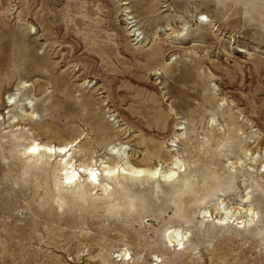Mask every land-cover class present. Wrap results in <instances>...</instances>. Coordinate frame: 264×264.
Returning <instances> with one entry per match:
<instances>
[{"label":"rangeland","instance_id":"rangeland-1","mask_svg":"<svg viewBox=\"0 0 264 264\" xmlns=\"http://www.w3.org/2000/svg\"><path fill=\"white\" fill-rule=\"evenodd\" d=\"M32 140L184 163L104 195ZM0 264H264V0H0Z\"/></svg>","mask_w":264,"mask_h":264},{"label":"bare ground","instance_id":"bare-ground-1","mask_svg":"<svg viewBox=\"0 0 264 264\" xmlns=\"http://www.w3.org/2000/svg\"><path fill=\"white\" fill-rule=\"evenodd\" d=\"M124 4L127 3L124 2ZM132 19L133 18H129V20ZM15 96L9 97V101L11 103H13V101L15 100L14 99ZM159 120H161V118ZM165 120L167 119L165 118ZM178 129L179 131H181L182 126L179 127ZM181 134H178L177 136L179 135L181 136ZM78 143H81L80 140H75V141L72 140V142H68L66 145H61V144L52 145L51 143H46V142L42 143L32 140L31 143L25 146L24 155L36 161H39V159L43 157H47L50 161H55L58 165L59 173L60 176L62 177V183L65 187H76L78 189H81L83 185L86 184L88 187L91 188L93 187V189H97V188L101 189L104 195L110 194L113 189L110 182L116 183V182H120L121 180H123L124 182L125 181L140 182V180L142 179L143 180L149 179V180H154V182L157 183L158 185L159 182L168 183L174 180L176 181L177 178H179V173L184 163L182 160L183 158L179 159L177 157H174L175 161L173 162L172 167H168V168H164L163 166L137 167L134 166L130 160L127 159L124 160L123 157L127 156L126 148L124 147L119 148L115 144L110 147V151L111 153L118 156V158L121 160L120 162L119 161L116 162L114 160L113 162L111 161L112 162L111 164H108L106 161L102 159L100 160L98 159L94 161V159L91 157L90 162L82 161L81 163H79L75 158L77 157L78 154H81L85 150L84 149L76 150ZM148 153L150 156H153L154 154L155 155L157 154V151L152 152L149 150ZM171 158H173V156ZM234 164L235 163L231 162L232 166ZM247 201L248 200H244L245 203ZM217 209H219L220 212L224 213V216L216 220L219 223V225L220 224L226 225V223H229V221H231L232 218L235 216V213L232 212V208L229 207L225 208L220 206ZM252 211L253 210L251 209L250 206L249 208L245 209V212L249 213L250 216L253 213L255 214V211L253 212ZM203 213L208 215V211L205 212L203 211ZM239 219H240L239 217L236 218V220ZM253 220L254 219L240 220L241 222L239 221L238 224L241 223H244V225L245 223L250 224L253 222ZM239 227L241 228V226ZM187 235L188 234L186 232H182L181 229L173 228L167 231L166 239L169 244L175 245L177 249L179 248L183 249L185 245L184 240L187 239L188 237Z\"/></svg>","mask_w":264,"mask_h":264}]
</instances>
